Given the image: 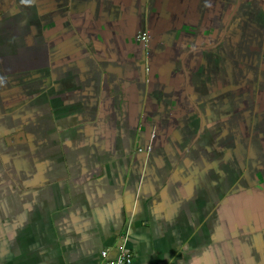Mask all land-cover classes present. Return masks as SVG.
Returning <instances> with one entry per match:
<instances>
[{
  "label": "crops",
  "instance_id": "obj_1",
  "mask_svg": "<svg viewBox=\"0 0 264 264\" xmlns=\"http://www.w3.org/2000/svg\"><path fill=\"white\" fill-rule=\"evenodd\" d=\"M236 2L0 0V264H264V40L233 42Z\"/></svg>",
  "mask_w": 264,
  "mask_h": 264
},
{
  "label": "flooded vegetation",
  "instance_id": "obj_2",
  "mask_svg": "<svg viewBox=\"0 0 264 264\" xmlns=\"http://www.w3.org/2000/svg\"><path fill=\"white\" fill-rule=\"evenodd\" d=\"M233 11L231 20L235 34L233 42L242 45L243 43H239L241 36V38H247V41L257 38L258 44H262L264 40V0H237Z\"/></svg>",
  "mask_w": 264,
  "mask_h": 264
},
{
  "label": "built area",
  "instance_id": "obj_3",
  "mask_svg": "<svg viewBox=\"0 0 264 264\" xmlns=\"http://www.w3.org/2000/svg\"><path fill=\"white\" fill-rule=\"evenodd\" d=\"M137 37L139 40L143 42H148L149 39V33L147 31H141L137 34ZM152 149V146L149 145L147 147V150L150 151ZM142 151L143 149H139ZM122 246L120 247L119 253L114 259H110L107 264H132L134 260V254L133 252L127 247L126 243L123 242ZM102 256L104 258L108 257V252L106 250L102 251Z\"/></svg>",
  "mask_w": 264,
  "mask_h": 264
}]
</instances>
